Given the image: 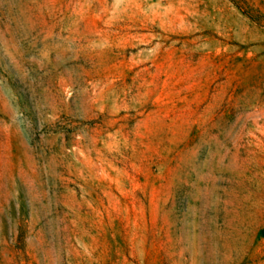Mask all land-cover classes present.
Wrapping results in <instances>:
<instances>
[{
    "label": "rangeland",
    "instance_id": "obj_1",
    "mask_svg": "<svg viewBox=\"0 0 264 264\" xmlns=\"http://www.w3.org/2000/svg\"><path fill=\"white\" fill-rule=\"evenodd\" d=\"M0 264H264V0H0Z\"/></svg>",
    "mask_w": 264,
    "mask_h": 264
}]
</instances>
